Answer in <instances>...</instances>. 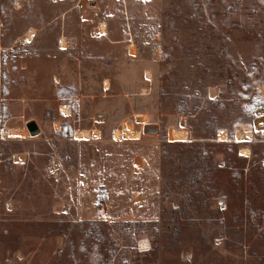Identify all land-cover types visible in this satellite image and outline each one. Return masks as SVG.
<instances>
[{"label":"rangeland","instance_id":"obj_1","mask_svg":"<svg viewBox=\"0 0 264 264\" xmlns=\"http://www.w3.org/2000/svg\"><path fill=\"white\" fill-rule=\"evenodd\" d=\"M75 1L0 0V264H71L59 224L127 221L153 225L122 226L111 264L144 261L153 240L158 264H264V0H129L133 59L101 45L93 20L82 30L77 15L67 24ZM66 30L81 55L62 52ZM147 123L158 135L113 137ZM95 125L98 136L77 138ZM173 130L187 139L172 140ZM238 132L250 138L238 141ZM169 143L199 147L165 164ZM201 145L212 147L211 164L238 170L243 207L230 212L215 197L196 212L189 205L182 224L170 215L162 223L164 196L169 212L207 194L188 181Z\"/></svg>","mask_w":264,"mask_h":264},{"label":"trees","instance_id":"obj_2","mask_svg":"<svg viewBox=\"0 0 264 264\" xmlns=\"http://www.w3.org/2000/svg\"><path fill=\"white\" fill-rule=\"evenodd\" d=\"M169 147H163V158L165 164H173L176 162H182L185 158L184 155L190 151H194L199 146L192 144H180V143H169ZM172 147L173 149H171ZM212 147L210 145H201L200 149L196 152L195 158L190 162L192 166V174L194 178H189L188 181H195L194 187L197 184H203L205 191L196 197L181 198L180 209L171 210L168 212L166 206V198L164 196L162 200V213L161 221L166 222L169 218L167 215L173 217L172 222L183 223L184 220L181 214L184 215L189 210V205L195 209V212L200 204V201L211 200L215 197H223L226 199L230 212H239L244 203L245 195L243 194L240 173L238 170L233 173H229L227 168L222 169L216 165L211 164V155L208 149ZM230 150V149H229ZM172 153L175 156H172ZM191 154V153H189ZM231 157H228L226 164L230 168L232 165ZM234 160H238L234 157ZM198 161L199 164L195 165ZM232 175L233 178H228ZM236 176L237 178H235ZM184 184H180V189L188 187V182L184 181ZM213 192L211 193V191ZM167 191H165L166 194ZM207 195V196H206ZM191 202V203H189ZM199 218H190L189 222H196ZM210 217H208L209 222ZM205 220V219H204ZM156 224V223H154ZM151 226L153 224L145 223H132L127 221L124 224L120 223H109V222H86V223H62L58 225L60 232L64 230V234L67 237L66 248L67 252L70 253L67 257L71 264L77 263V257L80 254V260L82 264H111L112 257L116 255L120 245L117 243V235L122 231V226L126 227H144ZM81 243L79 244V242ZM159 249L153 240V247L151 250L143 253L144 261L140 262L139 259L133 260L132 262L127 261V258H123L124 264H158Z\"/></svg>","mask_w":264,"mask_h":264},{"label":"crops","instance_id":"obj_3","mask_svg":"<svg viewBox=\"0 0 264 264\" xmlns=\"http://www.w3.org/2000/svg\"><path fill=\"white\" fill-rule=\"evenodd\" d=\"M76 15L78 16V21L81 23V30L83 29L84 19L89 18V20H93L90 28L92 27L91 31L93 36L95 35L94 37L99 39L100 43H102L101 45L104 43L109 45L111 44L113 47L118 48V51L115 53V55H121L127 59H133L135 55L133 53V48L136 47V43L131 27L133 15L129 0H76L73 5L68 7L65 13L66 23L68 24L71 22ZM96 22L103 25L101 26V28L103 27L101 34L96 31ZM114 23H118L120 25L119 28H115L117 32L116 30L114 31L113 27L111 26ZM61 43L63 53H69V51H71L69 50L70 47H77L78 49H72V53H78L80 55L82 54L83 50L81 49V42L75 46V42L73 38L68 35L67 30L64 32V38L61 40ZM137 51L138 50H136V52ZM149 61H147V70L152 69ZM10 130L25 131L23 129ZM87 130L92 132L97 130L99 133L98 125H95V128L93 129ZM8 131L9 129L6 131L7 135H9ZM19 135L22 136L21 134H18L17 136Z\"/></svg>","mask_w":264,"mask_h":264},{"label":"bare ground","instance_id":"obj_4","mask_svg":"<svg viewBox=\"0 0 264 264\" xmlns=\"http://www.w3.org/2000/svg\"><path fill=\"white\" fill-rule=\"evenodd\" d=\"M103 30V27L101 28ZM149 76V74H147ZM106 88H108V82H105ZM62 112L65 115H69V110L67 107H62ZM137 118L140 120L141 123H146L148 122V116L147 115H137ZM8 134L12 136H17L18 134H21L24 136L25 131H15V130H9ZM98 131L94 130L88 131V130H82L76 132V136L78 139H83V140H88L91 137H96L98 136ZM142 136L141 131H136V130H127V129H118L113 132V137L115 140H121V139H128V140H138ZM221 138L224 140L226 139V133L224 131H221L220 133ZM236 138L238 141L250 138V134H245V133H240L238 132L236 134ZM171 139L174 141H185L187 139V132L181 131V130H173L171 132ZM242 155L247 156L249 154L248 150H242L241 151Z\"/></svg>","mask_w":264,"mask_h":264},{"label":"water","instance_id":"obj_5","mask_svg":"<svg viewBox=\"0 0 264 264\" xmlns=\"http://www.w3.org/2000/svg\"><path fill=\"white\" fill-rule=\"evenodd\" d=\"M26 128L29 132V135L31 137H37L40 134V129L35 121H32L26 125ZM144 135H158L159 133V127L157 125L153 124H145L143 126V132Z\"/></svg>","mask_w":264,"mask_h":264}]
</instances>
